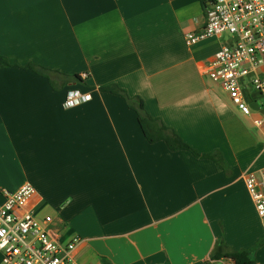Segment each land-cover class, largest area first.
<instances>
[{"label": "crops", "instance_id": "1", "mask_svg": "<svg viewBox=\"0 0 264 264\" xmlns=\"http://www.w3.org/2000/svg\"><path fill=\"white\" fill-rule=\"evenodd\" d=\"M202 0H0V202L50 217L78 264H233L222 242L264 264V226L245 185L264 172V125L208 78L226 38L188 47ZM80 81L50 82L22 66ZM117 85L191 150L149 143ZM90 99L65 108L66 93ZM264 119V117H263ZM2 255L0 253V264Z\"/></svg>", "mask_w": 264, "mask_h": 264}, {"label": "built area", "instance_id": "2", "mask_svg": "<svg viewBox=\"0 0 264 264\" xmlns=\"http://www.w3.org/2000/svg\"><path fill=\"white\" fill-rule=\"evenodd\" d=\"M204 1L205 26L199 32L185 34L186 46L227 35L209 66L208 78L221 86L230 103L243 116L254 112L252 104H257L263 112L264 0ZM89 99L88 94L69 90L64 107L71 108ZM261 115L262 118L254 121L257 127L264 125V113ZM245 185L264 226V172L249 173ZM33 193L29 184H23L15 192L2 191L1 264H78L71 257L77 240L61 246L51 237V218L39 220L25 210Z\"/></svg>", "mask_w": 264, "mask_h": 264}, {"label": "trees", "instance_id": "3", "mask_svg": "<svg viewBox=\"0 0 264 264\" xmlns=\"http://www.w3.org/2000/svg\"><path fill=\"white\" fill-rule=\"evenodd\" d=\"M202 5L205 8L206 2L202 0ZM11 67L6 58L0 56V68ZM24 69L32 70L42 77H45L50 84L55 87V83L53 82V77L57 78L59 82L62 84H67L70 82L80 81L78 76H69L65 74H61L59 72L49 70L35 64H27L22 66ZM100 91H108L113 94H117L121 96L127 106L132 109L137 115L138 124L149 143H153L155 141L163 140L167 147L171 151H178L182 149L191 150L186 144H184L179 136L170 128L164 126L159 120H155L151 118L144 110L143 103L140 98H129L126 93L121 90L117 85H109L105 87H100ZM212 258L220 259L227 258L230 259L233 264H256V262L250 258L249 253L246 251H228L225 245L222 242H219L212 254Z\"/></svg>", "mask_w": 264, "mask_h": 264}, {"label": "water", "instance_id": "4", "mask_svg": "<svg viewBox=\"0 0 264 264\" xmlns=\"http://www.w3.org/2000/svg\"><path fill=\"white\" fill-rule=\"evenodd\" d=\"M251 108H252L253 111H258V112L264 113V111L262 112V111L259 109V107H258L257 104H252V105H251Z\"/></svg>", "mask_w": 264, "mask_h": 264}, {"label": "rangeland", "instance_id": "5", "mask_svg": "<svg viewBox=\"0 0 264 264\" xmlns=\"http://www.w3.org/2000/svg\"><path fill=\"white\" fill-rule=\"evenodd\" d=\"M224 38H227V35H224Z\"/></svg>", "mask_w": 264, "mask_h": 264}]
</instances>
